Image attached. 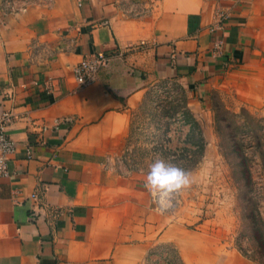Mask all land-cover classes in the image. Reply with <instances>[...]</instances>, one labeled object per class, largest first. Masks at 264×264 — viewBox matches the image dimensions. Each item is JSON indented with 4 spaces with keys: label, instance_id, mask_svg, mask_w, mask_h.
<instances>
[{
    "label": "crops",
    "instance_id": "1",
    "mask_svg": "<svg viewBox=\"0 0 264 264\" xmlns=\"http://www.w3.org/2000/svg\"><path fill=\"white\" fill-rule=\"evenodd\" d=\"M99 52L106 67L76 89L73 67ZM161 82L183 90L181 140H197L171 154L201 143L197 165L211 166L215 99L264 107V0H0V114L13 143L0 264H147L164 246L181 264H257L222 225L152 210L145 175L119 160L130 112Z\"/></svg>",
    "mask_w": 264,
    "mask_h": 264
},
{
    "label": "rangeland",
    "instance_id": "2",
    "mask_svg": "<svg viewBox=\"0 0 264 264\" xmlns=\"http://www.w3.org/2000/svg\"><path fill=\"white\" fill-rule=\"evenodd\" d=\"M214 103L211 166L197 165L203 154L201 143L202 148H195L189 157L180 151L171 154L170 147L184 141V125L180 122L184 93L175 84L164 82L147 90L141 105L130 112L124 150L118 158L129 171L143 175L157 156L188 168L189 185L170 193L165 212H181L188 228L203 221L206 225H222L228 245L264 263V107L249 112L228 95ZM185 141L197 143L195 136L185 137ZM242 165L248 169V176H242ZM147 191L154 210L152 192ZM150 254V258H157H149L147 264H165L158 256H165L169 264H178L169 247L153 249Z\"/></svg>",
    "mask_w": 264,
    "mask_h": 264
},
{
    "label": "built area",
    "instance_id": "3",
    "mask_svg": "<svg viewBox=\"0 0 264 264\" xmlns=\"http://www.w3.org/2000/svg\"><path fill=\"white\" fill-rule=\"evenodd\" d=\"M214 45L218 46V43ZM137 46L141 47L142 44ZM107 62L108 56L101 52L81 59V61L72 69L76 89L82 88L93 82L98 72L106 67ZM10 118L11 115L9 113L0 114V179L9 176L6 161L13 153V143L5 133ZM30 198L34 200L35 195H31ZM169 198L170 193L167 192L157 194L151 193L153 209L158 213L165 212L168 209Z\"/></svg>",
    "mask_w": 264,
    "mask_h": 264
},
{
    "label": "clouds",
    "instance_id": "4",
    "mask_svg": "<svg viewBox=\"0 0 264 264\" xmlns=\"http://www.w3.org/2000/svg\"><path fill=\"white\" fill-rule=\"evenodd\" d=\"M189 183L188 171L161 156H157L148 164L144 177V187L153 194L178 192Z\"/></svg>",
    "mask_w": 264,
    "mask_h": 264
},
{
    "label": "trees",
    "instance_id": "5",
    "mask_svg": "<svg viewBox=\"0 0 264 264\" xmlns=\"http://www.w3.org/2000/svg\"><path fill=\"white\" fill-rule=\"evenodd\" d=\"M183 120H184L185 122L188 121L185 111L183 112ZM189 121H190V120H189ZM190 123H191V127H192V126L195 127V124H194L192 121H190ZM197 148L200 150V149H201V145H198V144H197ZM183 167H186V166H183ZM186 168H187V167H186ZM185 170L189 171L188 168L185 169ZM241 174H242V176H248V174H249L248 169H247L246 167H244L243 165L241 166ZM245 178H246V177H245ZM164 247H169V246H164ZM169 248H170V247H169ZM155 249H157V248H155ZM170 249H171V251H172V253H173L174 257H175V260L178 262V264H181L180 261H179V259H178V257H177L176 251L173 250L172 248H170ZM241 254H242V253H241ZM242 255H243V254H242ZM243 256L246 257L247 259H249V260H251V261L257 263V264H264V263H261V262H259V261L254 260V259H252V258H249V257H247V256H245V255H243Z\"/></svg>",
    "mask_w": 264,
    "mask_h": 264
}]
</instances>
